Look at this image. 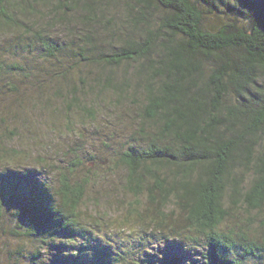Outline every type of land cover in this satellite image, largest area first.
I'll return each instance as SVG.
<instances>
[{
  "label": "trees",
  "instance_id": "obj_1",
  "mask_svg": "<svg viewBox=\"0 0 264 264\" xmlns=\"http://www.w3.org/2000/svg\"><path fill=\"white\" fill-rule=\"evenodd\" d=\"M55 1L0 0V97L52 109L75 137L29 161L20 127L4 129L0 162L20 166L0 168V264H264V0H128L148 41L106 49L96 3ZM124 62L123 79L90 70ZM131 115L130 133L111 123ZM98 124L116 147L80 155L105 141Z\"/></svg>",
  "mask_w": 264,
  "mask_h": 264
},
{
  "label": "rangeland",
  "instance_id": "obj_2",
  "mask_svg": "<svg viewBox=\"0 0 264 264\" xmlns=\"http://www.w3.org/2000/svg\"><path fill=\"white\" fill-rule=\"evenodd\" d=\"M94 3H96V7L99 8L95 14H97V20H99L98 22L102 20L103 23L99 24L101 25V27L99 25L94 27L93 30V35L96 36V39H99L100 43L103 47L106 48H114V47H119L123 44V40L128 38L129 36H134L136 37L137 40H144V41H148L146 39V35L145 32L142 30L140 34V31H136V25L133 23V18L130 16L129 11H128V5L126 4L128 2V0H92ZM57 1H55L54 3H57ZM132 4L134 3V1L131 2ZM65 5H68V3L65 0ZM65 5H59V7H70V6H65ZM47 6V5H46ZM45 6V7H46ZM54 7V6H52ZM103 10V13L101 12V10ZM106 11V14H105ZM151 11V10H150ZM157 11H151V16L149 17L150 19H152V15L156 16ZM96 16V15H95ZM129 18V23H127L125 20H128ZM116 22L117 24V36L115 38L111 37L109 34L112 31V28L108 27L107 22H109V26L112 22ZM74 24H76L77 26H79V21L74 22ZM130 24L132 26H130ZM134 25H135V30H134ZM154 26V24H152ZM85 28V27H84ZM78 30H81L78 28ZM52 33V31H51ZM129 35V36H128ZM141 36V38H140ZM8 38V37H7ZM2 45V43H0V46ZM22 54V53H18V56ZM3 55L0 53V59H2ZM18 60L21 59L17 58ZM16 60V58L13 56L12 59L9 57H7L6 60V65L8 66V68L12 65V61ZM3 63L5 62V60L2 61ZM1 63V62H0ZM21 63V61H20ZM13 64H16L15 61H13ZM134 66L136 65L135 63L133 64ZM131 63L127 64L126 62L118 65L117 67L115 66H111L108 68H104L103 70L100 69V67H92V69L90 68V70L92 71H99V72H103L104 75H107L109 73V71H113V76L116 79H123L124 75L128 76L130 74H132L134 67ZM97 68V69H95ZM8 70V69H7ZM80 70H85V69H80ZM7 72V71H6ZM78 72V71H77ZM75 72V73H77ZM8 74L10 72H7ZM17 74H15V76L17 77L19 75V77H23L22 74L18 71H16ZM5 74L2 73V83L4 82L3 78L5 80H8V78L11 76L10 74ZM85 74V73H84ZM40 76V75H39ZM123 76V77H122ZM74 77L76 78L77 75L74 74ZM0 79V80H1ZM37 89V88H36ZM96 91H98V89H96L93 93L90 94V101L88 103H90V106H93V112L95 114H98V110H95L96 108L94 107V103L91 102V99H95L96 103L98 102L97 99V95H96ZM20 92L21 93H30L31 91L25 87L23 84L20 85ZM34 93H38L37 90L34 89L33 91ZM128 93V92H127ZM110 97V96H108ZM19 96L17 95H2V97H0V99L2 100V104H1V108H3V106H8L11 107L12 112L11 114H7V113H0V119H4L5 123L3 124V126L0 124V136L4 133V129L8 128V131L13 133V129H18V127H20V129L23 132L24 138L20 137L17 140L16 137V141L21 144L22 146H24L25 148H27L29 150V153L31 156H33V158H30L29 161H34L35 158L41 157V158H46L48 159L49 157H53L54 153H57V151H66L68 150L69 146L73 143H75V137L74 134H72L71 132H67L65 129V123H66V118L60 114L55 113L52 109H44V111L40 114L38 111H42L40 109H32L30 102H26L25 105L22 107L20 106L21 103L18 100ZM17 100L19 102H17ZM109 99H107L108 101ZM128 103V102H127ZM30 104V105H29ZM58 104V102H56V105ZM125 104H122L121 106H116L119 108V112H121L122 110V106H124ZM137 106V105H136ZM20 111V114L23 113L26 115H30L31 113V117L28 119L29 124L27 125V127H22V124H13L11 125L10 119H13L14 116H16V111ZM52 112V113H51ZM54 112V113H53ZM14 113V114H13ZM52 114L54 115L53 118L51 117ZM108 114V112H107ZM22 115V116H23ZM111 115V114H110ZM114 117V116H113ZM102 116H99V119H101ZM117 118V117H115ZM132 118V120H131ZM131 118H129L131 120V122H128L126 130H122L121 127H119L118 125H116L114 122L111 123L113 124V126L116 127V130L118 132H129L135 130L138 121L137 120H133V117L131 115ZM78 119V118H77ZM77 119L75 120L77 123ZM56 122V128H54L51 125H49L50 122ZM48 122V123H47ZM79 124V123H78ZM78 124H76V128L80 127V129L82 130L81 126ZM5 125V126H4ZM9 126V127H8ZM17 126V127H15ZM86 130L85 131H90L92 129L91 125H86L84 127ZM95 129H99L100 131V135L102 136V134L104 133V136L102 137V140L105 139V141L99 142V141H95V142H89V144L86 145V147H84L82 150V152H80L79 154L84 156V155H93V157L95 159H99V158H106L107 156H110L111 153L108 152L107 150V146H113L116 147L115 143H116V139L113 142V140H110V138H107V131L106 128L104 126H101L100 124H98L97 127L94 126ZM7 131V130H6ZM6 134H8L6 132ZM4 138V137H3ZM4 140H7L4 138ZM101 141V140H100ZM6 143L10 144V141H6ZM18 143H16L18 145ZM104 143H106V145H104ZM109 153V154H108ZM48 157V158H47ZM56 157V156H54ZM71 158H73V156H71ZM53 159V158H50ZM22 163H27V161H21ZM21 163V164H22ZM11 165V167H15L17 166V168L19 169V164L14 165L13 163L10 164L8 162H4L1 163L0 162V168L3 166H8ZM22 166V165H21ZM1 241V238H0ZM3 242V241H2ZM1 242V243H2ZM4 244V243H2Z\"/></svg>",
  "mask_w": 264,
  "mask_h": 264
}]
</instances>
